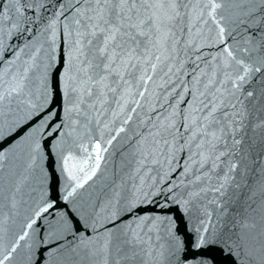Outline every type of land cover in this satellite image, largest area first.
<instances>
[{"label":"snow or ice","instance_id":"1","mask_svg":"<svg viewBox=\"0 0 264 264\" xmlns=\"http://www.w3.org/2000/svg\"><path fill=\"white\" fill-rule=\"evenodd\" d=\"M0 264H264V0H0Z\"/></svg>","mask_w":264,"mask_h":264},{"label":"water","instance_id":"2","mask_svg":"<svg viewBox=\"0 0 264 264\" xmlns=\"http://www.w3.org/2000/svg\"><path fill=\"white\" fill-rule=\"evenodd\" d=\"M7 143V142H6ZM145 210H147V209H142V211H145Z\"/></svg>","mask_w":264,"mask_h":264}]
</instances>
